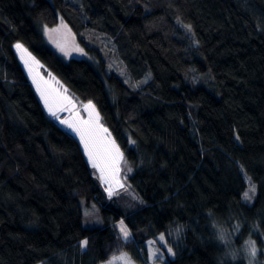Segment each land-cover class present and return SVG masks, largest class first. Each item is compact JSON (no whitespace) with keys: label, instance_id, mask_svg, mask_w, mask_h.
<instances>
[{"label":"trees","instance_id":"16d2710c","mask_svg":"<svg viewBox=\"0 0 264 264\" xmlns=\"http://www.w3.org/2000/svg\"><path fill=\"white\" fill-rule=\"evenodd\" d=\"M60 22L103 68L49 46L41 28ZM86 33L116 49L129 82L149 72L150 82L133 89L109 72ZM17 43L95 105L137 199L109 197L80 142L46 112ZM83 201L99 206L104 227L83 226ZM230 215L264 248V0H0V264L122 253L147 264L146 244L176 229L178 253L161 264H222L208 220Z\"/></svg>","mask_w":264,"mask_h":264},{"label":"rangeland","instance_id":"374dc122","mask_svg":"<svg viewBox=\"0 0 264 264\" xmlns=\"http://www.w3.org/2000/svg\"><path fill=\"white\" fill-rule=\"evenodd\" d=\"M56 29H58L59 31H53ZM41 32L49 46L56 50L65 59L69 60L71 58H84L92 62V64L98 69L104 67L98 59V56L94 52H89L82 45L80 38L65 22H60L55 27L43 26L41 28ZM94 34L96 33L84 35L82 36V38L88 45L99 49L104 61L106 62V67L109 72H118V75L124 79V82L127 83L130 87H133V89H139L150 82V80L152 79V74L150 72L147 73L149 75L148 77H144L138 82H129L128 79L124 76L125 72L127 75V70L124 68V65H122L114 56V51L116 53V49L113 50L110 46V43L105 41L102 35L96 34L99 36L98 37ZM23 48L26 49L24 46ZM16 53L21 64L28 74V77L30 78L37 95L41 99L48 115L54 121L64 127L68 132L74 135L80 142L82 148L83 145L80 141L79 135L72 129H69L66 124H62L60 120L70 121L78 126H83L82 122L91 120L94 127L96 125L100 126L97 129V135L101 138L102 142L113 141L118 146L110 130L102 123L98 110L91 101L89 102H91L94 107L92 109H89L88 111H85V106L88 105L89 102H82L71 95L68 88L51 72L46 71L43 65L28 50L26 53H21L16 49ZM22 54L25 55V58H27L28 54H30V56L34 58L33 61H30V66L32 69L31 75L29 74V68L26 67L24 60L21 59ZM33 77H35L37 83H33ZM37 84H39L40 89L44 92L45 96L48 97V102L53 107V110L57 112V117H59V119L49 114V111L45 106L44 99H42L41 97V92L37 91ZM61 108H66L67 110L62 111ZM104 129L107 130L106 133ZM119 150L123 154L120 147ZM83 151L85 153L84 148ZM85 156L89 162V165L91 166L86 153ZM125 162L126 160H124L123 154V161L120 165L121 171L118 176L119 178H121V182L123 183L124 187H118L113 184L112 195H109V185L106 184L104 182V179L101 178L99 170L93 168L92 166L91 168L95 176L101 182L104 190L108 193L109 197H115L120 201L124 200L127 202L131 201L132 199L135 200L137 199V197L134 196V193L130 190L127 184L128 177L133 174L134 170L132 169L131 164L126 162V166L128 168H131V171L125 173ZM82 211L84 227L95 228L104 227L106 225V220L97 204L92 203L90 206H87L86 202L83 201ZM238 217V215H230L229 218L226 219L211 217L208 220V226L210 227L209 233L212 237L210 238L220 247V262H222V264H250V262L251 264H264V248H260L256 240L252 239L251 236L248 237L243 235V220L242 218H240L239 220ZM253 231L255 232L259 230L256 228ZM161 236L164 237V241H160L159 238ZM261 236L264 240V234H261ZM182 241L183 237L180 229H176L172 233L161 234L156 239L155 244H149V241L146 244L147 253L145 259L147 261V264H161L163 261H165L166 257L174 258L178 253L177 250L180 247ZM250 242H255V257H252L250 255ZM162 244L163 246H161ZM168 247L172 249L174 255H171L167 252ZM82 248L83 250H86L87 245L82 246ZM153 251H156L157 253L155 257L152 255ZM125 254L131 261V264H140L135 262L128 253ZM116 264H120V262L117 261Z\"/></svg>","mask_w":264,"mask_h":264},{"label":"snow or ice","instance_id":"6c2138e0","mask_svg":"<svg viewBox=\"0 0 264 264\" xmlns=\"http://www.w3.org/2000/svg\"><path fill=\"white\" fill-rule=\"evenodd\" d=\"M53 31H59L58 29ZM16 49L21 53H26L27 50L23 48V46L19 43L15 45ZM67 54V53H66ZM21 59L24 60L26 67L29 68V74L31 75L32 69L30 66V61H33L34 58L28 54L27 58L25 55H21ZM33 83H37L35 77H33ZM37 91L41 92V97L44 99L45 106L47 107L49 114L53 117H57V112L53 110V107L48 102V97L45 96L44 92L40 89L39 84H37ZM94 106L89 102L88 105L85 106V111L92 109ZM62 111H66V108H61ZM62 124H66L69 129L75 131L80 138V141L83 145L85 153L88 156V159L91 163V166L95 169H98L101 178L104 179V182L109 185V195H112V186L115 184L118 187H124L121 182V178H119L118 174L121 171V162L123 161V154L120 152L119 147L113 141L102 142L101 138L97 135V129L100 127L99 125L93 126V122L91 120L82 122L83 126H78L73 122L60 120ZM105 133L107 132L104 129ZM131 168L126 166L125 162V173L130 172ZM249 192L255 193V185H252L249 181V190L244 193L245 199H251ZM119 232L122 233V238L127 241L130 233L127 227L124 225V222H120ZM160 241H164V237L161 236ZM88 243L87 240L82 241V246H86ZM155 241H150L149 244H155ZM163 246V244L161 245ZM167 252L171 255H174V252L170 247L167 248ZM152 255L155 257L157 255L156 251H153ZM250 255L255 257L256 248L255 242H250ZM119 261L120 264H131V261L127 257L126 254H121L119 257H113V259L109 262V264H116ZM251 264V262H250Z\"/></svg>","mask_w":264,"mask_h":264},{"label":"crops","instance_id":"0c3cea01","mask_svg":"<svg viewBox=\"0 0 264 264\" xmlns=\"http://www.w3.org/2000/svg\"><path fill=\"white\" fill-rule=\"evenodd\" d=\"M110 262V261H109ZM109 262H105V263H103V264H109Z\"/></svg>","mask_w":264,"mask_h":264}]
</instances>
